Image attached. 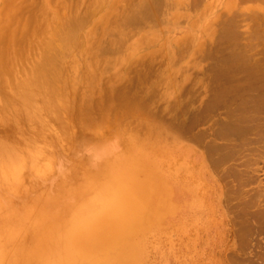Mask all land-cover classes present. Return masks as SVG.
<instances>
[{"label":"rangeland","instance_id":"1","mask_svg":"<svg viewBox=\"0 0 264 264\" xmlns=\"http://www.w3.org/2000/svg\"><path fill=\"white\" fill-rule=\"evenodd\" d=\"M6 28L20 39L0 67V143L18 145L28 177L16 194L0 184V200L26 212L29 198L68 179L78 141L113 135L158 165L170 189L134 239L136 264H264V0H0ZM32 135L48 141L42 152L51 144L46 178L31 170Z\"/></svg>","mask_w":264,"mask_h":264},{"label":"bare ground","instance_id":"2","mask_svg":"<svg viewBox=\"0 0 264 264\" xmlns=\"http://www.w3.org/2000/svg\"><path fill=\"white\" fill-rule=\"evenodd\" d=\"M97 9H100V8H97ZM130 9L131 8H129V11ZM41 21L39 23H41ZM14 25H16V22ZM4 29L5 28H3L2 30ZM32 29L30 32H32ZM21 30L22 29L19 30V33H21L20 32ZM5 32L6 33L4 36H2V34H4L3 31L0 33V56H2L3 58L0 60L1 68H3L4 66L2 64L4 63V59H5L3 55L6 54L9 51V49H11L15 45L16 43L15 40H17L20 35L18 33L19 35L17 39H14V36H13L14 33L10 28L9 30L7 29ZM41 33L42 32H40V34ZM31 34L30 36H32ZM41 35L40 37L42 38ZM61 39H63V37ZM66 39L68 38L66 37ZM25 41H28V40L25 39ZM17 45L18 44H16V46ZM27 45H28V42H27ZM21 51L22 50H20V52ZM20 52H17V53L20 54ZM11 53H12V50H11ZM23 56H22V59L24 58ZM5 63L7 62L5 61ZM6 66L7 64L5 65V67ZM34 67H36V64ZM44 68L45 67H42L40 71L38 70L39 71L38 74L40 73L42 75V78H45L43 77V72H45ZM14 81H12V83L16 82ZM70 84L72 85V83ZM28 86L29 85H26L27 88ZM26 87L24 88L26 89ZM45 88L46 87H44V89ZM28 89L32 91V88H28ZM8 91H10V89ZM26 92L25 90H21V94L19 97H21L22 104L24 105V107L29 106L30 108H32L33 109L32 112L35 115H38L37 112L39 111V109H37V107L34 106L35 103L33 102V101L36 102V99H34L35 96L31 94L27 95ZM64 105H65V102H64ZM26 109L27 108L23 110H26ZM33 113H31L32 114V116L30 115L31 117H33ZM12 116L11 118L14 117ZM45 118L47 117L45 116ZM45 118L43 119L46 120ZM37 119L41 120L42 118H35L36 121ZM29 120H31L30 117H29ZM10 121L8 120L9 123H11ZM42 122L45 125L46 123H48V121L47 122L45 121L46 123L44 121H39L40 126L41 124L44 125ZM7 126L8 125H6V127ZM48 126H46V129L48 128ZM2 128L4 129V127ZM2 128L0 130L3 131ZM49 128H50L49 130L54 133V131L51 130V128L54 130V127L51 125V127L49 126ZM72 132H75V131H72ZM72 132L70 131V133ZM14 133L16 134L15 131ZM67 133L65 136L63 135L66 138V140L67 138H69L68 140H70V138H72L73 140V137L75 136L73 135L74 133L71 134L73 137L69 136L70 133L69 134ZM48 134H50V132ZM59 136L57 134L56 139L53 137L52 138L55 141L60 140L59 138H61V136L60 137ZM34 137L35 136H33L32 139ZM5 138L7 139V137ZM62 138L61 140H63ZM36 141L39 142V143L36 142L37 145L39 144V146L38 147L36 145H33V146H36L38 150L36 149V147H34L33 150L36 149L37 151H32V152H31L32 145L30 144H33L35 142L33 143L31 142L30 144L26 142L27 145H30L29 147L31 148V149L27 148L28 150L30 149V152L28 151L29 152L28 156L30 155L28 159L30 161V164L32 165L31 170L33 169V167L34 169H39L40 167L39 170H42V171L44 170L43 171L44 173L41 172L43 174L42 177L45 176L46 178L47 175H44V174H46L45 170L47 169V165L49 166L51 162H54L55 157L53 155L54 159H52L53 157H51L50 159L49 158L50 156L48 157V154L47 155L43 154L45 153V151L47 152V150L51 147L50 146L51 144L49 145L48 149L42 152L44 149L42 148L43 149L42 150L40 147H43V146H40V145H42V143L44 144V142L41 141L40 137ZM85 141L80 140L76 143L78 148L80 149L79 152H81L83 155L81 156V159L78 160V164L75 163L76 168L74 167V165H72L73 167L70 168L69 175L68 176L65 175V177L67 176L68 179L66 181L61 180L64 183L60 182L59 187H57L58 189L54 191V188H53L54 192L52 193L43 189L39 191L36 195H34L32 198H29L27 200V203L24 205V209H26V212H23L22 209L18 205L16 206V204L11 202V200L10 201L6 199L0 200V264H136L137 257H138V250L136 249L134 239L141 230L154 224L157 221V219L159 218L160 212H161V206L163 204L161 197H163L165 194V199H166L168 195L170 194L169 193L170 189L168 185L166 184V181L162 179L161 176L163 175L158 165H156L154 162L144 157L141 153L135 151L134 147L130 146V144L126 143L127 144L126 145L124 143H121V141L117 138V136L111 135L107 138L97 139L94 142H90V141L85 142ZM9 142L4 141L3 143H0V164H1L0 165V168H1L0 169V184H3V183L4 185L7 184L6 187L7 186L9 187L7 189L14 191L15 193V191H19V188L25 189L27 187L26 185H24V180H23V178L26 177L27 174L22 167L23 164L21 165V161L17 160L19 156H16V153L18 154L20 150L18 149V152L16 150L17 148L16 146L18 145L14 146L16 147L14 148L10 146ZM15 142H18V141L16 140ZM45 142L48 146L49 144L47 143L48 141H45ZM56 143L59 146V143L57 141ZM67 143L69 144L70 142L68 141ZM47 146L45 145L44 148H47ZM61 148L59 147V149L62 150L61 152L63 153L64 152L63 147L61 146ZM49 150L51 151V148ZM66 153H67V150H66ZM19 155L21 156V153ZM42 156H44L43 157L44 160L42 159L38 160ZM69 158H71V156ZM19 159L21 160L22 158L19 157ZM48 159H50V161ZM37 161L42 162L43 164L41 163V165L39 166L37 165ZM31 162H33V164ZM52 164L50 166H52ZM52 167L51 169L48 168L49 171L50 170L52 171L53 169ZM50 172H47V174ZM167 175L168 174L165 175V178L167 177ZM11 180H12V183H11ZM26 182L28 183L27 180ZM164 183H165V186H164ZM54 186L56 185L54 184ZM167 205H168L167 210H170V208H172L173 206V203H170L168 201Z\"/></svg>","mask_w":264,"mask_h":264}]
</instances>
